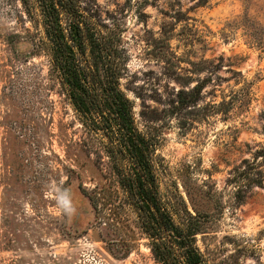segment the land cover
Masks as SVG:
<instances>
[{
    "label": "rangeland",
    "instance_id": "rangeland-1",
    "mask_svg": "<svg viewBox=\"0 0 264 264\" xmlns=\"http://www.w3.org/2000/svg\"><path fill=\"white\" fill-rule=\"evenodd\" d=\"M74 1L156 144L173 220L201 221L208 264H264V188L240 203L229 183L264 152V0ZM45 41L36 0H0V264H157Z\"/></svg>",
    "mask_w": 264,
    "mask_h": 264
},
{
    "label": "trees",
    "instance_id": "trees-1",
    "mask_svg": "<svg viewBox=\"0 0 264 264\" xmlns=\"http://www.w3.org/2000/svg\"><path fill=\"white\" fill-rule=\"evenodd\" d=\"M41 10L53 70L68 92L83 125L106 139L105 152L120 187L136 210L157 264H208L196 246L201 221L191 216L179 225L164 207L154 173L156 144L137 130L132 103L121 91L117 66L103 57L101 43L80 14L74 0H36ZM63 20H67L66 27ZM89 49L90 60L86 57ZM200 83L194 90L202 91ZM244 160L232 170L229 183L242 203L256 186L264 188V172L257 161Z\"/></svg>",
    "mask_w": 264,
    "mask_h": 264
},
{
    "label": "clouds",
    "instance_id": "clouds-1",
    "mask_svg": "<svg viewBox=\"0 0 264 264\" xmlns=\"http://www.w3.org/2000/svg\"><path fill=\"white\" fill-rule=\"evenodd\" d=\"M65 207L67 210L71 211L70 202L65 201Z\"/></svg>",
    "mask_w": 264,
    "mask_h": 264
}]
</instances>
